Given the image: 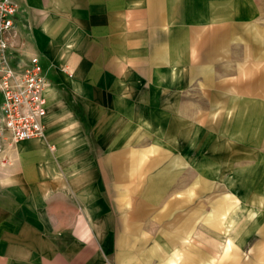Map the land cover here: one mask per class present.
Segmentation results:
<instances>
[{
    "label": "crops",
    "instance_id": "crops-1",
    "mask_svg": "<svg viewBox=\"0 0 264 264\" xmlns=\"http://www.w3.org/2000/svg\"><path fill=\"white\" fill-rule=\"evenodd\" d=\"M7 38L48 85L0 168V264H264L213 123L239 107L264 139V0H20Z\"/></svg>",
    "mask_w": 264,
    "mask_h": 264
},
{
    "label": "built area",
    "instance_id": "built-area-1",
    "mask_svg": "<svg viewBox=\"0 0 264 264\" xmlns=\"http://www.w3.org/2000/svg\"><path fill=\"white\" fill-rule=\"evenodd\" d=\"M20 0H0V159L5 149L44 137L47 81L37 56L12 66L7 35L15 28ZM5 160V161H4ZM6 158L0 160L5 166Z\"/></svg>",
    "mask_w": 264,
    "mask_h": 264
},
{
    "label": "rangeland",
    "instance_id": "rangeland-1",
    "mask_svg": "<svg viewBox=\"0 0 264 264\" xmlns=\"http://www.w3.org/2000/svg\"><path fill=\"white\" fill-rule=\"evenodd\" d=\"M1 102L0 96V104ZM238 109L239 107H231L230 112L221 109L215 116V119H218L213 122L214 130L220 136L217 137L219 147L222 151L228 148L229 152L233 153L232 168L227 169L225 161V168L214 172L219 184V195L230 196V202L235 204L230 209L233 215L231 225L237 228V241L246 235L243 233L246 223L252 221L249 227L253 226L257 219H264V153H261L264 150L258 147L264 139L244 137V134L256 133L260 124L249 122L250 116L244 121L245 117ZM8 150L5 149V153ZM5 153L1 155L0 160L6 158L8 161ZM4 167L6 166L0 165V168ZM242 252L246 254L248 250L243 249Z\"/></svg>",
    "mask_w": 264,
    "mask_h": 264
}]
</instances>
